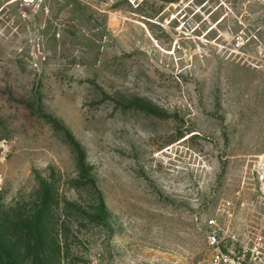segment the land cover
Wrapping results in <instances>:
<instances>
[{
  "label": "rangeland",
  "instance_id": "rangeland-1",
  "mask_svg": "<svg viewBox=\"0 0 264 264\" xmlns=\"http://www.w3.org/2000/svg\"><path fill=\"white\" fill-rule=\"evenodd\" d=\"M78 1L84 20L66 0H0V223L17 263L40 264L17 233L48 183L43 264L205 263L214 227L264 264V0Z\"/></svg>",
  "mask_w": 264,
  "mask_h": 264
},
{
  "label": "trees",
  "instance_id": "trees-1",
  "mask_svg": "<svg viewBox=\"0 0 264 264\" xmlns=\"http://www.w3.org/2000/svg\"><path fill=\"white\" fill-rule=\"evenodd\" d=\"M165 2H174L176 0H162ZM66 7L70 9V12L76 14L77 18L82 20L88 18L86 6L78 0H66ZM90 20V19H89ZM76 149L77 154V168L79 172L78 183L87 185L92 182V176L89 173V166L86 164V155L80 144L73 141L72 143ZM54 206V199L52 191L48 183H42L40 193V203L33 215L32 219L23 220L22 224L27 226L25 231L18 232L17 236L19 240H25V251L29 255H33L34 260L42 262V248L44 241V234L46 229L52 223L51 215ZM106 205L103 198L100 199L99 204L95 207L94 212L89 215L91 220L98 223H103L106 220ZM12 235L8 233V226L0 223V264H18L14 257V248H11L13 244Z\"/></svg>",
  "mask_w": 264,
  "mask_h": 264
},
{
  "label": "built area",
  "instance_id": "built-area-1",
  "mask_svg": "<svg viewBox=\"0 0 264 264\" xmlns=\"http://www.w3.org/2000/svg\"><path fill=\"white\" fill-rule=\"evenodd\" d=\"M255 177L258 183L260 191L264 194V156H261L255 163L254 169ZM209 224L217 225V220L212 218L209 220ZM223 237L220 234V230L214 227L208 233V246L211 249V255L205 263L199 264H247L246 259L224 247ZM92 264H97L94 261ZM132 264H159L152 262L138 261Z\"/></svg>",
  "mask_w": 264,
  "mask_h": 264
}]
</instances>
